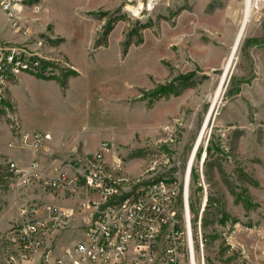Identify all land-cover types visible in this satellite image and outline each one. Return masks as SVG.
Masks as SVG:
<instances>
[{
  "label": "rangeland",
  "instance_id": "1",
  "mask_svg": "<svg viewBox=\"0 0 264 264\" xmlns=\"http://www.w3.org/2000/svg\"><path fill=\"white\" fill-rule=\"evenodd\" d=\"M35 1L38 9L32 1L14 16L0 8V40L27 45L61 87L77 76L72 95L86 92L91 99L87 114H68L57 126L81 135L67 151L71 139L53 147V137L43 132L49 118L67 115L44 114V96L54 91L27 85L37 100L19 102V117L8 97L11 84L1 85L0 264L37 262L44 252H56L68 229L25 232L20 210L41 218L57 208L44 211L31 202L65 198L82 213L97 199L88 186L50 183L59 172L73 176L80 159L102 170L123 194L153 181H180L176 208L183 214L188 162L201 133L185 192L195 262L264 264V6L251 12L221 81L245 0H160L143 15L134 12L136 0ZM35 132L50 139L34 149L23 135ZM96 143L108 145L101 159ZM31 162L37 165L28 174ZM11 163L24 173H12Z\"/></svg>",
  "mask_w": 264,
  "mask_h": 264
},
{
  "label": "built area",
  "instance_id": "2",
  "mask_svg": "<svg viewBox=\"0 0 264 264\" xmlns=\"http://www.w3.org/2000/svg\"><path fill=\"white\" fill-rule=\"evenodd\" d=\"M35 0H0V8L9 16ZM160 0H136L134 12L149 13ZM264 6V0H253L251 11ZM49 64L27 45L7 43L0 40V106L4 96L1 85H9L21 74H35L51 78L54 73ZM49 136L35 132L24 134L23 143L31 148L44 146ZM108 145L101 143L96 154L101 159ZM115 168L119 158L114 155ZM73 176L59 172L50 182L54 186L78 190L82 185L94 189L98 197L91 202L85 219L84 240L65 247L58 254L44 252L40 260L32 264H192V245L189 235V220L184 202L183 214L176 208L178 183L176 179L153 181L140 190L123 194L110 183L103 171L91 162L80 159ZM36 162H31L28 174L34 171ZM12 173H24L16 163L10 164ZM81 185V186H80ZM185 199V188H184ZM23 225L25 232L33 233L47 227L61 230L70 227L64 212L57 208L48 210L41 218L29 217ZM21 225V226H22ZM26 258H22L24 262Z\"/></svg>",
  "mask_w": 264,
  "mask_h": 264
},
{
  "label": "crops",
  "instance_id": "3",
  "mask_svg": "<svg viewBox=\"0 0 264 264\" xmlns=\"http://www.w3.org/2000/svg\"><path fill=\"white\" fill-rule=\"evenodd\" d=\"M5 25V20L3 14L0 11V28ZM3 36L0 29V37ZM78 81L76 77H69L66 82V87H61L59 81L55 78H41L33 77L30 74H21L14 82L9 86L8 97L13 105L14 114L19 115L18 103L25 101L28 105L33 101L37 100L36 96L29 93L26 86L29 84L41 85L44 87H50L54 92L50 95L44 96V102H48V109H44V114H67L66 116L60 115L59 117L49 118L47 125V130L43 131L46 134H50L53 137L51 145L54 147H60V143L57 140L68 139L71 142L66 145V149L69 150L73 144L75 137L81 139V135L78 133L77 129L71 130V128L57 127L59 123H64L67 121L68 114H87V103L90 102V96L88 93L82 94L80 97L72 95L71 85L76 84ZM76 99V100H75ZM76 101L75 106L72 105V101ZM73 106V107H72ZM20 117V115H19ZM100 144V143H99ZM98 143L94 144V147L99 146ZM89 149L87 147L84 150ZM10 153H13L9 150ZM53 157V156H51ZM49 157V158H51ZM32 205L36 204L37 207L55 206L62 209V211L69 216L70 227L64 231L63 234L57 239V249L52 255H56L59 251L65 247H70L84 240L85 232V219L87 211L82 213H77L74 204L71 200L65 198H43L39 197L38 200L31 202ZM46 208H44L45 211ZM38 215H46L43 211H38Z\"/></svg>",
  "mask_w": 264,
  "mask_h": 264
},
{
  "label": "bare ground",
  "instance_id": "4",
  "mask_svg": "<svg viewBox=\"0 0 264 264\" xmlns=\"http://www.w3.org/2000/svg\"><path fill=\"white\" fill-rule=\"evenodd\" d=\"M252 3H253V0H245V9H244V14H243V19H242L240 28L238 29V32L236 34V38L234 39L235 41H234V44H233V46L231 48L230 56L227 59V62L225 64V67H224V75H223L221 81H223V78L227 74L230 66L232 65V63H233V61L235 59V53H236V51L238 49V46H239L241 40L244 37V33H245L246 26L248 24V21L250 22V16H251V12H252L251 11ZM220 89L221 88L219 87L218 90H217V92H216V94H215V98L213 99V106L218 101V98H219V95H220V92H221ZM201 135H202V133L200 134L199 138L197 139V142H196V144H195V146L193 148L192 154H191L190 159H189V162H188L187 176H186V179H185V182H186V191L185 192L186 193H187V187H188V184H189L188 172H189V170L191 168V165L193 163V160H194V157H195V154H196V150H197L198 144H199V142L201 140ZM185 204H186V195H185ZM186 207H187V204H186ZM187 219L188 220L190 219L189 213H187ZM189 235H190V238H191V229L190 228H189ZM190 243L192 245V256H193L192 264H196V262H195V256H194V246H193L192 240H191Z\"/></svg>",
  "mask_w": 264,
  "mask_h": 264
},
{
  "label": "trees",
  "instance_id": "5",
  "mask_svg": "<svg viewBox=\"0 0 264 264\" xmlns=\"http://www.w3.org/2000/svg\"><path fill=\"white\" fill-rule=\"evenodd\" d=\"M38 77H40V76H38ZM42 78V77H41ZM50 79V78H49Z\"/></svg>",
  "mask_w": 264,
  "mask_h": 264
}]
</instances>
